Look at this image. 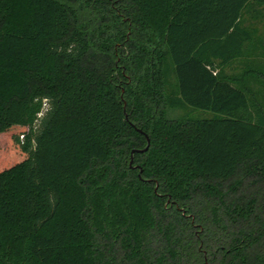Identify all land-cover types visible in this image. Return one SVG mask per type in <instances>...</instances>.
Wrapping results in <instances>:
<instances>
[{"label":"trees","instance_id":"obj_1","mask_svg":"<svg viewBox=\"0 0 264 264\" xmlns=\"http://www.w3.org/2000/svg\"><path fill=\"white\" fill-rule=\"evenodd\" d=\"M251 5L0 0V264H264Z\"/></svg>","mask_w":264,"mask_h":264},{"label":"rangeland","instance_id":"obj_2","mask_svg":"<svg viewBox=\"0 0 264 264\" xmlns=\"http://www.w3.org/2000/svg\"><path fill=\"white\" fill-rule=\"evenodd\" d=\"M242 25L252 29L255 32L256 41L260 43V45H264V10L258 8L255 5H251L249 9L246 11V13L243 16ZM243 68H241L240 65L228 68L226 71L227 73L231 74H237L241 75L243 72ZM171 81L173 83L176 82L175 76L172 74ZM190 110L185 108H168L167 114L170 118L179 117L181 115H185ZM197 114L200 115H207V113H200L197 112ZM237 178H243L246 188L245 190L251 191L252 188L256 187L254 186V180L251 178L245 177L242 173L237 176Z\"/></svg>","mask_w":264,"mask_h":264},{"label":"water","instance_id":"obj_3","mask_svg":"<svg viewBox=\"0 0 264 264\" xmlns=\"http://www.w3.org/2000/svg\"><path fill=\"white\" fill-rule=\"evenodd\" d=\"M147 139H148V144H147V146H146V148L145 149H136V151H145V150H147L148 148H149V146H150V143H151V140H150V138L149 137H147ZM133 162V161H132Z\"/></svg>","mask_w":264,"mask_h":264}]
</instances>
